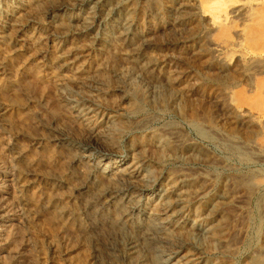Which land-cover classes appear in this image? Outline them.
<instances>
[{
    "label": "bare ground",
    "instance_id": "1",
    "mask_svg": "<svg viewBox=\"0 0 264 264\" xmlns=\"http://www.w3.org/2000/svg\"><path fill=\"white\" fill-rule=\"evenodd\" d=\"M40 20L47 25L42 40L57 52L54 94L71 123L52 120L33 142L46 140L67 162L66 173L54 171L47 183L65 187V198L76 202V213L57 211L80 216L90 264L103 257L109 264H264V177L241 170L245 155L263 166L264 142L253 134L243 144L213 121L197 125L186 116L150 36L169 31L218 70L240 64L246 88L223 86L225 104L264 134V0H0V42L15 49L26 40L43 56L40 40L26 34ZM186 23L197 28L184 33ZM85 49L98 57L80 76L76 52ZM250 90L258 99L252 104ZM13 142L0 131V237L10 227L16 236L27 217ZM45 200L42 206H55ZM227 205L234 210L230 226ZM7 241L0 239V253L14 256L19 251Z\"/></svg>",
    "mask_w": 264,
    "mask_h": 264
},
{
    "label": "rangeland",
    "instance_id": "2",
    "mask_svg": "<svg viewBox=\"0 0 264 264\" xmlns=\"http://www.w3.org/2000/svg\"><path fill=\"white\" fill-rule=\"evenodd\" d=\"M38 22L39 25H34V29L30 28L26 34L33 40L35 38L40 40L41 44L38 40L37 43L46 50L43 56L36 54V45L26 40H19L15 44V49H11L7 41L0 42V108L5 123L3 130L0 131L13 137L12 151L18 155L15 165L19 171V183L23 185L21 194L27 210L25 222L16 227V236L11 235L13 227H10L6 234L0 237L1 240L8 238V247L19 251L14 256L1 252L0 264H90L83 230L77 226L80 216L79 218L76 216L78 218L76 221L77 218L61 217L57 211L62 208L76 213V202L65 198V187H61L59 191L51 190L47 183V178L54 171L66 173L67 162L59 158L58 148L46 140L40 139L39 145L33 142L34 132L46 131L44 124L52 120L64 122L66 125L71 123L54 94L53 75L57 69L52 65L57 59V52L52 44L42 40L47 25L43 20ZM185 27L184 33H191L197 28L195 23H186ZM12 32L8 31V37L13 39ZM161 32L152 30L150 35L152 52L165 60L161 71L167 72L169 78L177 84L184 114L196 121L197 125L207 126L210 125L209 122H215L220 132L235 137L243 144L250 143L256 136L258 142H264V134L259 133L251 123L238 118L225 104L223 86L233 85L235 92L244 91L246 88L241 65L232 60L218 70L219 65L211 62L205 55L194 50L192 52L186 45L177 43V39L171 36L169 31H163L165 34ZM66 46L69 48L72 45L68 43ZM76 56L75 61L79 69L77 75L82 76L98 54L95 50L85 49L82 52L77 51ZM260 66L264 69V64ZM259 76H263L264 79V72ZM261 95L264 100V92ZM248 96L251 104L258 100L253 91L249 92ZM250 103L248 101V104ZM34 110L40 111L42 120L34 118ZM258 113L264 114V105L262 112ZM208 149L216 152L210 145ZM254 154H257L256 151ZM241 159L246 167L241 170H245L248 177L251 174L258 177L260 174L264 177V163L261 167H254L252 155H245ZM241 170H235L233 173L239 174ZM44 199L54 201L55 206L53 203L51 205L45 203L42 206L41 202ZM262 201L264 203V197ZM225 210L229 216L227 225L235 224V217H231L230 213L234 212L233 206L227 205ZM232 221L234 223H231ZM256 223L252 231L254 246L257 245L256 241L261 232V224ZM17 240L24 243L25 247L20 246ZM101 261L102 264H109L106 257Z\"/></svg>",
    "mask_w": 264,
    "mask_h": 264
}]
</instances>
